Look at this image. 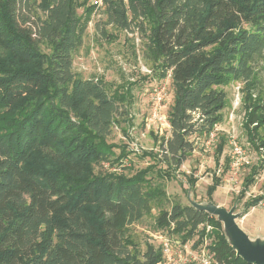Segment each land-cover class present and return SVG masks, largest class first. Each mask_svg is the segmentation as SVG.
Returning a JSON list of instances; mask_svg holds the SVG:
<instances>
[{
  "label": "trees",
  "instance_id": "1",
  "mask_svg": "<svg viewBox=\"0 0 264 264\" xmlns=\"http://www.w3.org/2000/svg\"><path fill=\"white\" fill-rule=\"evenodd\" d=\"M31 1L0 0V264H159L162 248L142 252L130 232L156 206L157 227L183 244L198 236L194 247L203 245L209 227L220 264H248L217 217L180 202L165 209V190L148 176L173 179L194 151L191 137L223 123L221 87L255 77L264 60V0L105 1L108 24L146 36L147 57L174 88L171 137L160 144L166 163L149 155L167 168L152 165L130 178L93 172L117 155L109 137L125 106L108 83L74 71L96 6L79 14L77 0H41L38 16ZM244 123L264 153V107H253ZM262 163L245 178L242 197ZM187 179L193 188L197 179ZM221 181L214 176L210 197ZM262 199H249L244 214Z\"/></svg>",
  "mask_w": 264,
  "mask_h": 264
},
{
  "label": "rangeland",
  "instance_id": "2",
  "mask_svg": "<svg viewBox=\"0 0 264 264\" xmlns=\"http://www.w3.org/2000/svg\"><path fill=\"white\" fill-rule=\"evenodd\" d=\"M105 1L77 0L79 14H83L88 6H96V12L91 15L82 46L73 55V65L79 77L96 78L108 83L125 105L122 108L124 116L116 120L109 137L117 155L97 164L93 169L94 174L113 173L130 178L152 165L167 168L166 162L162 160L165 153L160 144L171 137L168 112L174 102V88L170 75L161 78V72L147 57L146 36L138 30L127 31L108 24V17L104 12ZM31 2L34 3L35 13L44 16L39 8L41 0ZM34 19L33 17L32 21ZM42 50L50 52L47 45H42ZM256 71L251 81L231 80L221 87L228 99L227 107L222 112L223 123L216 126L210 135L191 137L194 151L173 179H161L155 173L148 176L153 185H161L165 190V209L171 210L176 202L191 206L193 203H214L228 210L235 208V213L242 214L238 219L240 227L253 240L264 238V207L252 208L246 215L244 207L249 199L264 195V167L245 197L241 196V190L251 169L256 166L261 169L263 166L264 153L249 142L244 121L253 107H264V60L260 61ZM195 117L198 118L199 115ZM2 119L3 116H0L1 122ZM260 135L264 137L263 128ZM222 141L225 143L224 151L218 155V146ZM121 152L124 158L117 160L121 157ZM158 153V161L165 163L157 162L149 156ZM191 175L197 179L193 188L187 179ZM214 176L221 177L222 181L210 197L208 188L212 185ZM159 211L157 206L154 207L151 215L130 227L133 242L142 252L148 246L159 249L163 236L173 239L176 258L181 256L189 260L187 248L200 255L203 251H210L213 232H210L209 227L206 228L209 238L203 245L195 248L198 236L183 244L169 229L157 227L156 217ZM184 259H181V264L185 263Z\"/></svg>",
  "mask_w": 264,
  "mask_h": 264
},
{
  "label": "water",
  "instance_id": "3",
  "mask_svg": "<svg viewBox=\"0 0 264 264\" xmlns=\"http://www.w3.org/2000/svg\"><path fill=\"white\" fill-rule=\"evenodd\" d=\"M192 206L217 217L223 224L225 235L237 257L248 264H264V238L253 240L240 227L238 219L242 214L235 213V208L228 210L214 203H193Z\"/></svg>",
  "mask_w": 264,
  "mask_h": 264
},
{
  "label": "built area",
  "instance_id": "4",
  "mask_svg": "<svg viewBox=\"0 0 264 264\" xmlns=\"http://www.w3.org/2000/svg\"><path fill=\"white\" fill-rule=\"evenodd\" d=\"M159 101H162V98H159ZM257 207H264V195L263 199L259 202ZM161 248L163 253V260L159 264H181V259L183 260L184 258H182L181 256L178 258L175 257L176 253L173 247V239L170 236H163L161 238ZM187 255L190 257V259H184V264H187L188 262H198V264H220L216 260L214 253H211L210 251H208L207 253L203 251L202 255H200L199 252L192 251L187 248Z\"/></svg>",
  "mask_w": 264,
  "mask_h": 264
}]
</instances>
